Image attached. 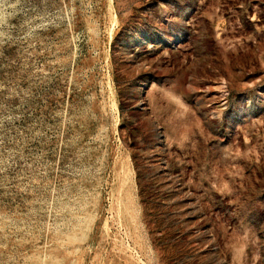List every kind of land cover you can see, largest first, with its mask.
I'll return each mask as SVG.
<instances>
[{
  "label": "rangeland",
  "instance_id": "374dc122",
  "mask_svg": "<svg viewBox=\"0 0 264 264\" xmlns=\"http://www.w3.org/2000/svg\"><path fill=\"white\" fill-rule=\"evenodd\" d=\"M0 264H264V0H0Z\"/></svg>",
  "mask_w": 264,
  "mask_h": 264
}]
</instances>
